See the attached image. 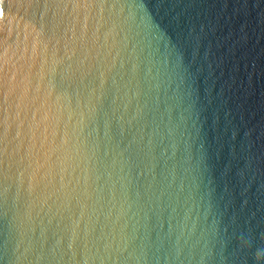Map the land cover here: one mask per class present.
Here are the masks:
<instances>
[{
    "label": "water",
    "instance_id": "95a60500",
    "mask_svg": "<svg viewBox=\"0 0 264 264\" xmlns=\"http://www.w3.org/2000/svg\"><path fill=\"white\" fill-rule=\"evenodd\" d=\"M0 264H264V0H0Z\"/></svg>",
    "mask_w": 264,
    "mask_h": 264
}]
</instances>
